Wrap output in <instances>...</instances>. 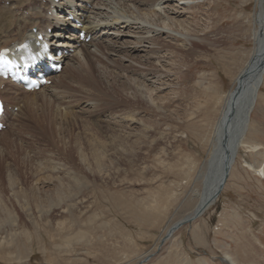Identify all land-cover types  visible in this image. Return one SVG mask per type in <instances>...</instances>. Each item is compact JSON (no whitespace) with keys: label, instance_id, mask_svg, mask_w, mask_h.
<instances>
[{"label":"rangeland","instance_id":"1","mask_svg":"<svg viewBox=\"0 0 264 264\" xmlns=\"http://www.w3.org/2000/svg\"><path fill=\"white\" fill-rule=\"evenodd\" d=\"M16 1L0 0V10ZM115 1V10L131 3L134 12L161 16L165 24H157L177 30L168 31L176 38L155 35L160 41L152 46L134 47L138 34L111 22L110 8L96 37L104 54L89 47L105 95L73 81L63 62L66 92L32 106L36 122L22 106L25 94L10 87L7 103L18 116L7 114L0 132V264H232L225 257L264 264V179L254 170L264 156V76L250 116L254 132L217 199L159 241L191 214L215 173L214 125L264 37L261 4ZM110 40L118 50L106 48ZM147 69L159 77L147 79Z\"/></svg>","mask_w":264,"mask_h":264},{"label":"bare ground","instance_id":"2","mask_svg":"<svg viewBox=\"0 0 264 264\" xmlns=\"http://www.w3.org/2000/svg\"><path fill=\"white\" fill-rule=\"evenodd\" d=\"M106 1L108 3L104 4ZM255 1L261 4L262 10L260 8L259 14L262 15L261 21L263 20L262 23L264 24V7L262 6L264 5V0L263 2L262 0H255ZM111 3L118 4V2L116 3L115 0H57V2H55L54 0H17L16 4L13 5V9L10 8L7 10L5 9L4 12L0 10V48L8 47L12 44L13 45L20 44L23 41H27L28 38H30L31 36L35 38L38 34H41L44 36L43 38L45 40L49 39V41L53 44V46H57L62 51L73 49L74 52L73 54L71 55L63 54V56L61 57L65 62V66H66L65 71H69L70 75L74 76L72 77L73 81H75L76 83L88 84L93 88L94 91L101 93V95H105L107 92L106 91L104 92L101 84L102 83L101 77L103 76L101 74H100L101 76L96 75L94 73L96 67L93 64L91 65L89 64V62L92 59L98 58L95 51L97 53L104 54L102 50L98 49L97 42L99 41L96 40V37H99V35L104 30L103 27H101V24H103L101 23L103 22L101 20L107 21L108 16L110 17L112 13L114 16H112L113 19L111 18L112 19L111 22L114 21L115 23V21H118L123 25V27L134 28L133 32L138 34L135 36L136 46L134 47L140 46L139 44L146 42L149 44L151 43L150 45L152 46V43H156V41H160V39L154 37L155 35L159 36L160 34H163L165 37L168 38H172V39L176 38L175 35L168 32L169 30L177 33V30L170 29V27L167 28L168 29L167 31L165 30L164 26L161 27L160 24L158 25L157 21L161 22L162 24H165L164 21H162V17L159 15L156 17V19H154L153 15L138 13L136 10L134 12L132 10V6L133 7L135 6L131 3L130 4L121 3L120 4L121 7L115 10V8L111 7ZM110 8H112V11H110L111 13L108 12L107 14H105L104 12ZM102 14L106 16L99 17ZM69 17H72L77 21L82 22V27L77 29L76 23L70 20ZM34 28L36 29L35 33L33 32ZM81 31H85V36L90 37L88 42L85 41L86 37L83 40L79 39V33ZM120 33H121L120 31L114 32L113 36H116L117 38V36H119ZM139 33H144V34L141 35ZM262 38L263 39L261 40V42L259 41L258 48L256 50L257 52L256 55L254 56V58H252V60L248 63V65H246V67L244 68L245 70L242 71L241 74L239 73L235 79L236 85L239 84L242 86L243 93L239 94L237 97H233L234 95L233 91L228 93L229 95L225 98L224 104H222L223 106L222 108L223 111L221 110L222 114L220 113L221 116H219V119L216 121L214 125L213 135L217 139L216 140L214 139L213 141H214V146L215 145L216 146L214 149L212 148L210 152L211 156H213V162L215 163V166L218 165L215 169L214 180L212 181L208 180L209 181L208 188L205 189L204 193L201 192H200L201 194L199 193V199H198L199 203L194 206V209L191 211V214L169 225L163 232L164 234L160 236L159 241L160 239L164 238V236L169 232V230L173 226H175L178 222L187 218H190L192 221L198 216H200L205 211L206 207L212 204L220 194L218 193L213 200L211 199L210 200L211 203L206 204V207L203 209V211H201L202 213H200L197 216L195 215V212L198 209H200L202 205L207 201V199L211 196V194L214 193L213 190L214 184L216 183V181L218 182V179L220 178L219 165H220V161H222L221 158L223 157V152L222 153L219 152L218 143L220 141L221 136L224 134L225 129L227 131H231L230 127H233L234 128L232 129L233 131L229 133L230 136L233 135V132L237 134V136L234 138L235 151L233 154V159L230 162L228 175L239 148L246 146L244 140L246 139L247 136H251L252 135L251 133L254 132V129H251L250 116L254 109L256 98L258 96V90L261 86L264 76V65L261 69L257 68L258 65L260 64L259 62L263 60L262 56L264 54L263 53L264 37ZM110 41L114 44L108 43L107 44L108 47L106 48L110 49L112 47L111 49L113 52L118 50L117 47L115 46L116 41L114 42L112 40ZM90 46L91 47L93 46L95 48V51H91L89 49ZM128 49H129L128 51H130V48ZM75 54L78 55L80 58H82V60H80L77 64L74 63V60L67 59L68 57L72 58L73 56H75ZM96 61L98 62V59H96ZM86 67H89V71L85 76L81 73V71L85 70ZM91 68L94 71L91 70ZM63 73H64V68L62 67L59 73L53 76L52 75L49 76V78L52 79L50 85H44L36 91L23 90L16 84L2 80L0 78V97L3 99V101L6 103L5 105L8 107V105L10 104L7 103L8 102L7 98L9 97L8 95L14 92L13 90L10 89V87H12L19 89L23 94H25L26 98L25 100H22V106H24V108H28L30 110L32 106L34 105L37 106L38 101L42 105L44 103H51L54 99L57 100V98L63 97L64 95L61 94H64L66 92L63 88H60V86L63 85V80L61 77ZM243 73H244L243 75L244 77L240 79L239 76L242 75ZM145 75H148L147 79L149 80L153 76L159 77V74L158 76H156L152 71L148 69L145 71L144 76ZM104 78L105 77H103V79ZM3 84H4V88L1 87ZM132 88H133L132 94H135L136 97H138L137 100L141 101L142 98L138 94H142V90L138 89L136 86H133ZM114 93L115 92H112V94ZM149 98H151L150 95ZM93 101L90 104L85 102L86 104H89L88 105L89 108L93 107L92 112L95 109H97L95 108L96 102L94 99ZM13 106H15V104L11 105V107ZM30 112L32 116L36 118V122H37L38 121L37 117L35 116L33 111L30 110ZM11 113L14 114L13 117L18 116L17 113H13V112ZM41 120H43V116H41ZM106 124L111 126L113 130V126H112L113 124L111 123H106ZM247 147L249 148V150H256L258 149L259 145L250 144L247 145ZM254 170L257 176L264 179V156L262 158L261 164L257 168H254ZM174 231L170 233V236L173 234ZM157 243H158L157 245H159V242ZM146 256L149 257L148 254H145V257ZM223 259L225 261L231 262L232 264H235L231 259H228L227 257Z\"/></svg>","mask_w":264,"mask_h":264},{"label":"water","instance_id":"3","mask_svg":"<svg viewBox=\"0 0 264 264\" xmlns=\"http://www.w3.org/2000/svg\"><path fill=\"white\" fill-rule=\"evenodd\" d=\"M264 53V52H263ZM263 60L261 62H259L260 64L258 65V69H261L264 65V54L262 56ZM244 73L242 75L239 76V78H243ZM242 86L237 84L236 87L233 90V97H237L239 94H242ZM229 118V117H228ZM240 123V122H239ZM231 131H227L225 129L224 134L221 136L220 141L218 143V150L220 153L223 152V157L221 158L222 161H220V178L218 179V182L216 181V183L214 184V193L211 194V196L207 199V201L202 205V207L200 209H198L195 212V215H199L200 213H202L201 211H203V209L206 207V204L211 203V199L213 200L216 195L218 193H220V191L223 188V185L228 177V171L230 168V162L233 159V154L235 151V142H234V138L237 136V134H235V132H233V135L230 136V132H232L234 129L233 127H230ZM236 140V139H235ZM220 156V155H219ZM215 178V173L210 174L208 173L207 179H209V181L214 180ZM207 181V182H209ZM207 208V207H206ZM186 222H191L190 218L184 219L180 222H178L175 226H173L169 232L164 236V238L161 239L160 242H163L165 240V238L167 239L170 236V233L174 230H176L177 228H179L180 226H182V224L186 223ZM223 262H226L223 258L221 259Z\"/></svg>","mask_w":264,"mask_h":264}]
</instances>
